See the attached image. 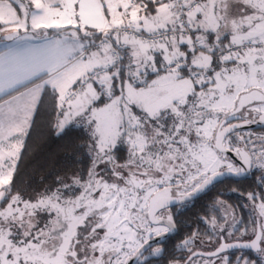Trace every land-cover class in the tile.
<instances>
[{
	"label": "snow or ice",
	"instance_id": "1",
	"mask_svg": "<svg viewBox=\"0 0 264 264\" xmlns=\"http://www.w3.org/2000/svg\"><path fill=\"white\" fill-rule=\"evenodd\" d=\"M48 89L90 163L26 197ZM257 171L248 203L215 199L173 243ZM0 264H264V0H0Z\"/></svg>",
	"mask_w": 264,
	"mask_h": 264
},
{
	"label": "trees",
	"instance_id": "2",
	"mask_svg": "<svg viewBox=\"0 0 264 264\" xmlns=\"http://www.w3.org/2000/svg\"><path fill=\"white\" fill-rule=\"evenodd\" d=\"M55 103L51 90L48 89L42 95L34 113L33 124L18 161L13 190L21 191L26 197L29 194L42 191L45 187L55 188L58 178L66 181L77 171L83 170L86 173L90 163L85 155L86 149L79 147L85 138L82 129L73 126L57 135L54 127ZM124 151L118 153L121 162L123 161L121 155L124 154ZM251 185L250 181L244 180L238 189L246 192L248 186ZM233 186L237 187L234 183H229L227 187L230 189ZM222 187L217 185L216 188L210 189L206 195L196 201L195 206L190 207L179 217V235L173 240L174 244L182 241L198 227L203 232L204 225L198 224L197 221L198 217L205 215V205H209L217 198L232 201L231 191H227L223 196L219 195ZM187 222L189 223L188 227L186 226ZM243 255L248 254L245 252ZM231 258L233 261L235 260V256Z\"/></svg>",
	"mask_w": 264,
	"mask_h": 264
},
{
	"label": "flooded vegetation",
	"instance_id": "3",
	"mask_svg": "<svg viewBox=\"0 0 264 264\" xmlns=\"http://www.w3.org/2000/svg\"><path fill=\"white\" fill-rule=\"evenodd\" d=\"M252 131H254V132H257V133H259L260 131H261V129H259V128H253L252 129ZM260 175V173L257 171V172H255V174L253 175V176H251V177H249L247 180L248 181H250L251 183H252V185L251 186H248V190L245 192V191H240L239 189H238V192H231V195H232V201H228V200H225L227 203H229V204H232V205H243V204H245V203H248L247 201H246V199H245V196H246V194H247V192H249V191H253V190H257L256 189V179H257V177ZM236 186H233L232 188H235ZM231 189V188H230ZM223 200V199H222ZM214 201V200H213ZM212 201V202H213ZM211 202V203H212ZM210 203V204H211ZM241 215V211H240V209H237V216L239 217ZM242 215H243V218H244V220L245 221H247L248 220V218H249V215H250V212L248 211V210H245V211H243V213H242ZM188 225H189V223L187 222L186 223V226L188 227ZM241 227H243V225H241ZM237 235H238V233H237ZM245 252H247V254L248 255H254L253 253H251V251L250 250H238V249H231V250H229V252L227 253L230 257H232V256H235V257H237V256H239V255H242V254H244Z\"/></svg>",
	"mask_w": 264,
	"mask_h": 264
},
{
	"label": "rangeland",
	"instance_id": "4",
	"mask_svg": "<svg viewBox=\"0 0 264 264\" xmlns=\"http://www.w3.org/2000/svg\"><path fill=\"white\" fill-rule=\"evenodd\" d=\"M54 119H55V114H54ZM55 123H56V119H55ZM127 155V152H126V149H125V151H124V154L123 155H121V157L124 159V157ZM70 181V179L68 180H66V182H69ZM197 247H200V245H199V241H197V245H196ZM201 250H203V251H211L212 249L211 248H209V247H207V246H205V247H203ZM236 258V257H235Z\"/></svg>",
	"mask_w": 264,
	"mask_h": 264
},
{
	"label": "water",
	"instance_id": "5",
	"mask_svg": "<svg viewBox=\"0 0 264 264\" xmlns=\"http://www.w3.org/2000/svg\"><path fill=\"white\" fill-rule=\"evenodd\" d=\"M255 128V127H254Z\"/></svg>",
	"mask_w": 264,
	"mask_h": 264
}]
</instances>
